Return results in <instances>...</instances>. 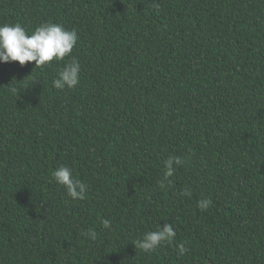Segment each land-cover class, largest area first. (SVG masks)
<instances>
[{
	"label": "trees",
	"instance_id": "16d2710c",
	"mask_svg": "<svg viewBox=\"0 0 264 264\" xmlns=\"http://www.w3.org/2000/svg\"><path fill=\"white\" fill-rule=\"evenodd\" d=\"M16 23L74 30L81 71L0 63V264H264V0H0Z\"/></svg>",
	"mask_w": 264,
	"mask_h": 264
},
{
	"label": "clouds",
	"instance_id": "9594fccd",
	"mask_svg": "<svg viewBox=\"0 0 264 264\" xmlns=\"http://www.w3.org/2000/svg\"><path fill=\"white\" fill-rule=\"evenodd\" d=\"M78 36L74 30H67L61 24L45 23L37 26L31 33L27 34L21 24L0 26V63L18 62L20 66L34 62V67H43L51 63L54 59L63 60L70 57V62L66 63L58 73V78L52 81L54 88L64 90L77 86L80 82L81 65L79 60L72 56V50L76 45ZM11 91L15 92L13 88ZM180 158L169 157L165 161L166 176L173 174V165H180ZM53 179L58 185L66 189L67 195L73 200L83 199L87 192V185L73 176L72 169L61 165L52 173ZM184 195H188L187 192ZM212 203L210 199L198 202L201 210H207ZM104 227H109V221L104 220ZM85 235L95 240L96 233L89 230ZM176 236V232L171 224H164L157 231L146 232L143 239L134 242V246L143 251H155L162 242H171ZM179 254L183 255L187 249L183 244L179 246Z\"/></svg>",
	"mask_w": 264,
	"mask_h": 264
}]
</instances>
